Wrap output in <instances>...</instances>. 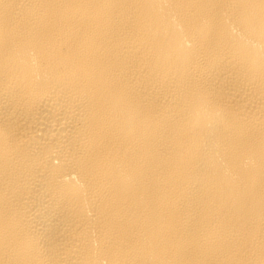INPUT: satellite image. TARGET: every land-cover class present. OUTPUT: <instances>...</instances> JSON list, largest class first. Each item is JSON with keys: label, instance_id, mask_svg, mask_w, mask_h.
<instances>
[{"label": "bare ground", "instance_id": "obj_1", "mask_svg": "<svg viewBox=\"0 0 264 264\" xmlns=\"http://www.w3.org/2000/svg\"><path fill=\"white\" fill-rule=\"evenodd\" d=\"M0 264H264V0H0Z\"/></svg>", "mask_w": 264, "mask_h": 264}]
</instances>
